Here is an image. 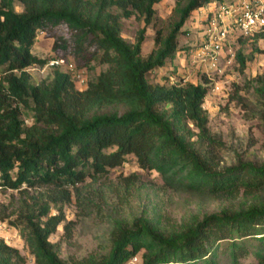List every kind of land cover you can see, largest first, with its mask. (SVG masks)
<instances>
[{
  "label": "trees",
  "instance_id": "1",
  "mask_svg": "<svg viewBox=\"0 0 264 264\" xmlns=\"http://www.w3.org/2000/svg\"><path fill=\"white\" fill-rule=\"evenodd\" d=\"M162 1L0 0V191L13 193L0 203V222L21 228L35 264H129L136 257L141 264H243L249 257L264 264V164L222 166L224 144L205 109L208 78L153 84L148 77L181 53L179 35L191 16L223 0H175L178 20L156 31L145 56L147 27ZM133 17L145 27L129 42L123 26ZM61 25L67 36L57 37L54 55H34L38 35ZM69 56L79 69L93 62L105 69L84 90L59 69L32 82L27 69ZM237 59L244 67L242 54ZM258 80L264 110V75ZM130 157L165 189L218 209L171 223L138 174L109 181ZM73 198L84 217L108 208L110 247L100 259L65 262L50 240L60 226L65 241L73 239L76 223L65 210ZM0 264L27 260L0 237Z\"/></svg>",
  "mask_w": 264,
  "mask_h": 264
},
{
  "label": "rangeland",
  "instance_id": "2",
  "mask_svg": "<svg viewBox=\"0 0 264 264\" xmlns=\"http://www.w3.org/2000/svg\"><path fill=\"white\" fill-rule=\"evenodd\" d=\"M187 1L184 0V3ZM175 7V0H163L156 6L157 16L153 23L147 27L146 41L143 45L145 56H148L154 48L156 31L162 30L166 33L171 24L178 20ZM214 7L215 3L208 4L201 12H196L191 16L179 35L181 53L173 62H168L163 68L156 69L148 75L153 84H170L181 79L186 83L198 84L201 82L203 76L191 65L186 52L200 41L204 33L205 16ZM16 9L18 12H22L21 7L18 6ZM144 27L143 19L133 17L124 20L122 36L127 41L134 42L138 31ZM58 36H67L65 25L57 27L52 32L41 34L33 46V54L40 58L53 56V46ZM233 50L236 53V64L228 70V78L222 79L224 81L223 90L214 92L215 85L210 84L205 109L209 113L212 133L224 144L220 149L222 166L237 164L239 160L262 165L264 164V120L262 117L264 110L263 102L256 90L262 82L258 78L264 75V35L245 40ZM238 54H242L245 58L244 67L237 59ZM67 58L73 60L71 56ZM92 64V69L84 70L87 80L96 77L105 69L94 62ZM53 71L47 70L41 74L31 69L27 70L34 84L51 78ZM25 119L27 125L33 123L31 113L25 112ZM132 174H138L142 181L150 186L148 193L151 200L159 206L160 212L165 216V219L171 220V223L189 219L191 215L213 212L218 209L216 203L197 204L185 194L165 189L159 175L141 170L133 157H130L123 166L112 170L109 181L116 183L119 178L129 177ZM12 194L11 191H0V203H7ZM145 196L146 192L143 191V200ZM131 199V206L135 211L138 200L135 197ZM65 210L67 219L74 221L76 226L71 242L65 241L62 226L51 237V242L58 245L60 258L65 262L72 263L90 256L100 259L107 254L110 247L108 231L111 226L108 208L103 207L99 212L96 211L88 217H84L73 198L72 204ZM4 224L7 230L0 231V237L11 247L18 249L26 258L27 264H35V258L23 240L21 228L10 226L6 222ZM135 264H141V261ZM243 264H257V261L253 257H249L243 261Z\"/></svg>",
  "mask_w": 264,
  "mask_h": 264
},
{
  "label": "built area",
  "instance_id": "3",
  "mask_svg": "<svg viewBox=\"0 0 264 264\" xmlns=\"http://www.w3.org/2000/svg\"><path fill=\"white\" fill-rule=\"evenodd\" d=\"M203 32L200 41L187 51V58L202 76L215 85L213 91L220 92L224 88L222 79L228 78V70L236 64L233 48L239 46L240 39L264 33V0L215 3L213 10L205 16ZM29 69L41 74L59 69L71 76L79 90H84L87 85L84 70L69 58H54L44 66L36 65ZM4 230H7L6 225L0 222V231ZM139 261L136 257L129 264Z\"/></svg>",
  "mask_w": 264,
  "mask_h": 264
},
{
  "label": "crops",
  "instance_id": "4",
  "mask_svg": "<svg viewBox=\"0 0 264 264\" xmlns=\"http://www.w3.org/2000/svg\"><path fill=\"white\" fill-rule=\"evenodd\" d=\"M41 34H43V33H40V34L38 35V38H39V36H40ZM38 38H37V40H38ZM143 53H144V48H143Z\"/></svg>",
  "mask_w": 264,
  "mask_h": 264
}]
</instances>
